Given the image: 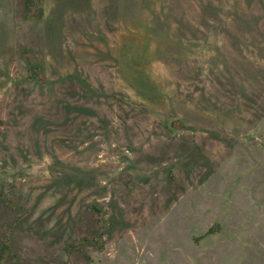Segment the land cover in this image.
Instances as JSON below:
<instances>
[{
    "label": "rangeland",
    "instance_id": "obj_1",
    "mask_svg": "<svg viewBox=\"0 0 264 264\" xmlns=\"http://www.w3.org/2000/svg\"><path fill=\"white\" fill-rule=\"evenodd\" d=\"M0 264H264V0H0Z\"/></svg>",
    "mask_w": 264,
    "mask_h": 264
}]
</instances>
